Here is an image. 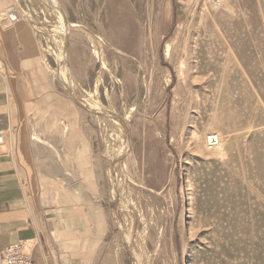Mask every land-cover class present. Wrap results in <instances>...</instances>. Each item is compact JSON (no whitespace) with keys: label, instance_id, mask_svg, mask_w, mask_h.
Listing matches in <instances>:
<instances>
[{"label":"rangeland","instance_id":"1","mask_svg":"<svg viewBox=\"0 0 264 264\" xmlns=\"http://www.w3.org/2000/svg\"><path fill=\"white\" fill-rule=\"evenodd\" d=\"M55 1L64 36L51 0L10 6L70 111L28 126L42 213H87L96 264H264V0Z\"/></svg>","mask_w":264,"mask_h":264},{"label":"crops","instance_id":"2","mask_svg":"<svg viewBox=\"0 0 264 264\" xmlns=\"http://www.w3.org/2000/svg\"><path fill=\"white\" fill-rule=\"evenodd\" d=\"M10 6L11 0H0V16ZM49 112L70 120L65 95L53 82L33 32L23 23L4 26L0 20V246L28 242L34 264H96L94 238L87 235L94 220L87 213L60 216L59 209L56 217H47L22 176L29 123ZM59 165L44 162L49 174H60Z\"/></svg>","mask_w":264,"mask_h":264},{"label":"built area","instance_id":"3","mask_svg":"<svg viewBox=\"0 0 264 264\" xmlns=\"http://www.w3.org/2000/svg\"><path fill=\"white\" fill-rule=\"evenodd\" d=\"M8 25L16 22L15 8L10 7L6 15ZM3 141L0 135V143ZM220 135L210 132L205 136L204 145L207 149H214L219 145ZM31 244L24 240H17L0 246V264H34L31 256Z\"/></svg>","mask_w":264,"mask_h":264},{"label":"bare ground","instance_id":"4","mask_svg":"<svg viewBox=\"0 0 264 264\" xmlns=\"http://www.w3.org/2000/svg\"><path fill=\"white\" fill-rule=\"evenodd\" d=\"M52 2H53V4H54V9H55V11H56V14L58 15V17H59V19L61 20V24H62V27L59 29L61 32H62V34H63V36H64V34H66L67 32H69L68 31V27L65 25V23H64V16H63V12H62V9L60 8V6L57 4V1H55V0H51ZM64 11V10H63ZM15 14H16V19H19V17H18V14L16 13V10H15ZM65 16H66V14H65ZM66 22H67V20H66ZM68 23V22H67ZM68 25V24H67ZM71 25H74L73 23L71 24ZM61 26V25H60ZM69 26V25H68ZM69 34V33H68ZM67 35V34H66ZM100 38V37H99ZM64 39V38H63ZM100 40V39H99ZM63 42V41H62ZM109 42V41H108ZM90 43H92V42H90ZM62 44V43H61ZM112 45V44H111ZM93 46V45H92ZM94 50V49H93ZM117 50V49H116ZM97 51V50H96ZM166 51L168 52L169 51V46L167 45L166 46ZM94 52V51H93ZM94 53H96V52H94ZM97 54H99V53H97ZM58 55V54H57ZM63 56H64V54L63 53H61V54H59L58 55V60H60L61 58H63ZM97 57V56H96ZM99 59H100V57H99ZM49 67H51V66H49ZM58 72H59V76H60V78L61 79H63V81L65 82V84H67L68 86H73V85H71V81H70V76H69V69L68 68H63V69H61L60 68V66H58ZM72 88V87H71ZM73 89V88H72ZM73 91V90H72ZM75 95V94H74ZM89 104V106L90 107H98L96 104H92V103H88ZM98 108H100V107H98ZM101 109V108H100ZM214 151H216V154H218V155H220L221 157H223L224 155H225V153L221 150V141H220V143H219V145L216 147V148H214L213 149Z\"/></svg>","mask_w":264,"mask_h":264}]
</instances>
